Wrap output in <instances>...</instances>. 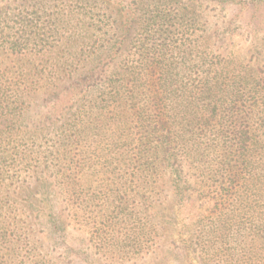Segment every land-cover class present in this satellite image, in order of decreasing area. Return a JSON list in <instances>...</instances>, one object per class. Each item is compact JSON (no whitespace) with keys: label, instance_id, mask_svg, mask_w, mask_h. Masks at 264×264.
Wrapping results in <instances>:
<instances>
[{"label":"trees","instance_id":"16d2710c","mask_svg":"<svg viewBox=\"0 0 264 264\" xmlns=\"http://www.w3.org/2000/svg\"><path fill=\"white\" fill-rule=\"evenodd\" d=\"M258 11L0 0V264H264Z\"/></svg>","mask_w":264,"mask_h":264},{"label":"rangeland","instance_id":"374dc122","mask_svg":"<svg viewBox=\"0 0 264 264\" xmlns=\"http://www.w3.org/2000/svg\"><path fill=\"white\" fill-rule=\"evenodd\" d=\"M215 6H216V4H214ZM260 13H263L264 14V11H258V12H256V14H257V19L260 21V18H258V15L260 14ZM243 14H245L244 16H243V18H245L246 19V24L248 23V19H251V17H253V15H254V17H255V9H246V10H244L243 11ZM261 21H264V19H262ZM262 24V23H261ZM262 25H264V23L262 24ZM246 37L244 36V35H241V36H237L236 37V43L238 44L237 45V47H243L244 45H246V44H248V39L246 38ZM219 44H221V43H219ZM77 235H78V233H77ZM79 236H85L84 234H82L81 233V235L79 234ZM46 251L47 250H42L41 251V253H42V255H43V258L44 259H46L47 258V255L45 254L46 253ZM61 255V252L59 251L58 253H57V257H59ZM2 261H4V262H6V258L4 257V256H2V257H0V262H2ZM149 261L148 260H146V261H140V262H138V263H136V264H147ZM23 263H25V262H20L19 261V264H23Z\"/></svg>","mask_w":264,"mask_h":264}]
</instances>
